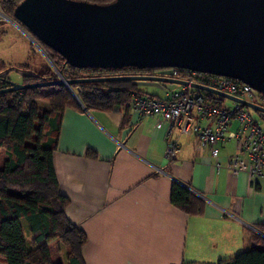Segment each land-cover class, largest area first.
Here are the masks:
<instances>
[{"label": "crops", "instance_id": "obj_1", "mask_svg": "<svg viewBox=\"0 0 264 264\" xmlns=\"http://www.w3.org/2000/svg\"><path fill=\"white\" fill-rule=\"evenodd\" d=\"M1 27L0 33L11 40V27ZM0 50V75L19 81L22 70L6 68L23 61L8 59L7 50ZM135 83L159 98L178 86ZM124 108L65 107L60 115L51 161L58 192L67 198L65 215L86 237L84 264H214L249 245L251 232L258 233L256 224L264 222V176L229 172L226 161L237 152L235 140H220L212 155L193 132L173 129L177 150L168 162L163 154L166 122L128 112L123 122ZM255 112L264 119V113ZM211 121L202 118L200 123ZM235 125L232 121L228 128ZM172 181L203 198L201 213L189 215L170 202Z\"/></svg>", "mask_w": 264, "mask_h": 264}, {"label": "water", "instance_id": "obj_2", "mask_svg": "<svg viewBox=\"0 0 264 264\" xmlns=\"http://www.w3.org/2000/svg\"><path fill=\"white\" fill-rule=\"evenodd\" d=\"M11 16L37 41L77 68L179 67L224 75L264 95V0H20ZM185 83L158 74H115L22 83L0 92L52 83L97 80ZM192 86L264 107L201 84Z\"/></svg>", "mask_w": 264, "mask_h": 264}, {"label": "trees", "instance_id": "obj_3", "mask_svg": "<svg viewBox=\"0 0 264 264\" xmlns=\"http://www.w3.org/2000/svg\"><path fill=\"white\" fill-rule=\"evenodd\" d=\"M19 1L0 0V9L11 15ZM85 1L107 3L111 0ZM38 44L47 58L41 69L31 68L27 61L6 68L22 70V83L56 79L57 71L66 79L154 73L153 68L73 67L57 51L42 42ZM7 79L0 75V88L8 86ZM135 81H83L69 86L52 83L0 92V148L4 153L0 166V257L5 264H84L81 246L86 237L65 215L67 198L58 192L51 161L60 115L65 107L104 111L116 105L124 108L132 91L157 97L138 88ZM202 92L209 101L221 104L223 97ZM37 100L47 106H39ZM124 110L123 122L126 107ZM86 153L92 154L89 150ZM169 200L189 215H197L204 208L200 195L174 181L170 185ZM256 225L258 233L251 232L249 245L229 257L219 258L214 264H264V222ZM51 242H56L63 260L52 261ZM180 264L199 263L182 261Z\"/></svg>", "mask_w": 264, "mask_h": 264}, {"label": "built area", "instance_id": "obj_4", "mask_svg": "<svg viewBox=\"0 0 264 264\" xmlns=\"http://www.w3.org/2000/svg\"><path fill=\"white\" fill-rule=\"evenodd\" d=\"M153 72L182 79L185 83L169 90L164 98L132 91L126 101V111L136 117L157 116L166 122L163 154L168 162L175 158L177 150L172 130L178 133L191 131L201 142L208 144L212 155L217 153V142L225 138L234 139L237 152L227 158L229 172L243 171L251 178L264 176V132L251 116L249 108L238 101H233L230 106L217 105L206 98L202 92L205 90L191 84H201L264 107L262 93L247 83L224 75L174 66L153 68ZM202 118H212V121L201 124ZM232 121L236 122L234 129L228 128ZM214 165L218 167V163Z\"/></svg>", "mask_w": 264, "mask_h": 264}, {"label": "rangeland", "instance_id": "obj_5", "mask_svg": "<svg viewBox=\"0 0 264 264\" xmlns=\"http://www.w3.org/2000/svg\"><path fill=\"white\" fill-rule=\"evenodd\" d=\"M8 16H11V15L9 14H5V15L3 14L2 16L0 15V28H2L1 26L3 24L4 26H10L12 30L11 31L9 30V31L11 32L12 38L11 40H6L5 35H3V33H0L1 35H3L0 37V41H1L0 49L3 48L4 50H7V54L5 57L8 59L13 58L18 61H27L31 65V68L35 70L41 69L44 66V62L47 61V58L45 54L43 53L45 52L44 49H42L43 47H40V45L38 44V41L34 39L32 35L28 33H27L28 35L26 33L23 34V32L12 23V21L9 19ZM14 21L18 24L17 20H14ZM29 44H32V47H30L31 48L30 50H27L26 47ZM0 52H3V50H0ZM0 56H3V55L0 54ZM13 74L14 73L11 71L10 75L13 76ZM18 79L20 81L21 76L18 77ZM137 82H153V81L139 79L137 80ZM158 82L163 83L162 81H158ZM176 85H179V84L169 83L168 87L176 86ZM223 99H224L223 100L224 106H230L232 104L231 99H228V98H223ZM37 103L41 107L47 106V104L44 101L37 100ZM251 113L255 118L259 120V123L264 130V119L261 118L260 115L253 110H251ZM3 154H4L3 150L0 148V166L2 165L1 160H2ZM50 252H51L50 255H51L52 261L55 262V261L63 260V254H61V251L57 249L56 242L50 243ZM0 264H5L2 257H0Z\"/></svg>", "mask_w": 264, "mask_h": 264}]
</instances>
